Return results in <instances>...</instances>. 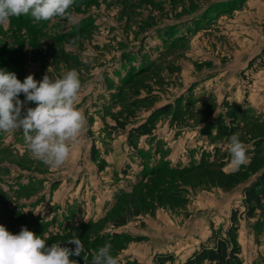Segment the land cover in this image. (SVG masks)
<instances>
[{
  "label": "rangeland",
  "instance_id": "obj_1",
  "mask_svg": "<svg viewBox=\"0 0 264 264\" xmlns=\"http://www.w3.org/2000/svg\"><path fill=\"white\" fill-rule=\"evenodd\" d=\"M70 11L71 23L0 25V69L21 82L76 69L86 117L59 169L30 154L21 130L0 132V225L48 245L103 235L93 248L110 242L118 264L161 252L182 264L219 238L241 264H264V188L252 215L243 194L264 164L252 152L264 140V0H75ZM219 121L247 149L239 171ZM143 124L148 134L129 137Z\"/></svg>",
  "mask_w": 264,
  "mask_h": 264
},
{
  "label": "clouds",
  "instance_id": "obj_2",
  "mask_svg": "<svg viewBox=\"0 0 264 264\" xmlns=\"http://www.w3.org/2000/svg\"><path fill=\"white\" fill-rule=\"evenodd\" d=\"M75 0H0V25L10 23L12 17L29 15L33 22L52 21L62 18L73 22L70 11ZM78 37L73 38L75 45ZM88 57L94 52L88 50ZM82 88L80 73L72 69L60 78L45 74L41 81L28 75L21 82L15 73L0 69V132L21 130L27 150L37 160L51 169L61 168L70 158L72 148L79 143L84 131L86 117L78 107ZM25 99H19L20 94ZM35 104L27 107L26 104ZM230 164L233 172L249 163L247 149L238 137L229 138ZM68 243L74 244L70 250L56 242L46 244L27 227L18 234H12L0 225V264H76L71 255L84 253L82 240L73 235ZM112 245L106 242L92 254L90 264H118L110 254ZM89 264L87 254L83 256Z\"/></svg>",
  "mask_w": 264,
  "mask_h": 264
},
{
  "label": "trees",
  "instance_id": "obj_3",
  "mask_svg": "<svg viewBox=\"0 0 264 264\" xmlns=\"http://www.w3.org/2000/svg\"><path fill=\"white\" fill-rule=\"evenodd\" d=\"M220 124H218L217 130L221 132L220 134H225L227 137H231L234 132V124L231 123L230 125H227L225 122L219 121ZM133 132V133H132ZM150 132V127H148L146 124H143L138 129H133L129 132V137L135 135H141V134H148ZM253 155L256 153L255 151L262 152L264 154V140L258 139L255 140L253 143ZM255 152V153H254ZM252 164V163H251ZM257 167H253L251 172H257ZM261 171L258 172L254 178V180L248 185L246 188L243 189L244 194V202L247 207V214L252 215L255 208L260 205V188H264V164L261 165L259 168ZM258 169V171H259ZM116 226H120L126 223V218L124 216L117 217L114 222ZM228 234L231 235V238H234L235 230L232 229V227L228 230ZM115 236H111L110 239L113 240ZM103 235H100L96 240L94 239H83L82 243L84 244V253L81 254V256L71 255L69 257L70 260H78L80 264H85L83 256L85 253L87 254V259L89 261V264L92 259V254L96 252L98 249H94L93 245H96L97 241H100ZM104 238V237H103ZM106 238V237H105ZM135 239H141L140 236L134 237ZM232 241L230 239L226 238H219L216 240L215 245L213 247L204 248L203 250L196 252L192 258H189L182 264H202L204 260L213 263V264H241V260L238 257L239 252V246L231 243ZM63 247H67L70 250L75 249V245L71 243H62ZM92 248V249H90ZM156 261L155 264H166L168 260L172 258V255L169 253H158L155 257ZM126 264H139V262H132V263H126Z\"/></svg>",
  "mask_w": 264,
  "mask_h": 264
},
{
  "label": "crops",
  "instance_id": "obj_4",
  "mask_svg": "<svg viewBox=\"0 0 264 264\" xmlns=\"http://www.w3.org/2000/svg\"><path fill=\"white\" fill-rule=\"evenodd\" d=\"M184 237V236H183ZM183 237H180L179 235H176V236H171L169 239H165L164 242L165 243H168L169 241H175L177 242V240H180V239H183ZM182 246V245H181Z\"/></svg>",
  "mask_w": 264,
  "mask_h": 264
}]
</instances>
